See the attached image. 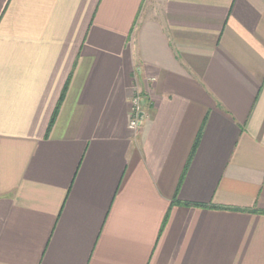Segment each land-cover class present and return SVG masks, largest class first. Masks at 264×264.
I'll use <instances>...</instances> for the list:
<instances>
[{
	"label": "crops",
	"instance_id": "crops-1",
	"mask_svg": "<svg viewBox=\"0 0 264 264\" xmlns=\"http://www.w3.org/2000/svg\"><path fill=\"white\" fill-rule=\"evenodd\" d=\"M0 264H264V0H0Z\"/></svg>",
	"mask_w": 264,
	"mask_h": 264
},
{
	"label": "built area",
	"instance_id": "built-area-1",
	"mask_svg": "<svg viewBox=\"0 0 264 264\" xmlns=\"http://www.w3.org/2000/svg\"><path fill=\"white\" fill-rule=\"evenodd\" d=\"M133 117L130 121V126L134 129L139 128L140 113L143 112V97L140 91H137L131 99Z\"/></svg>",
	"mask_w": 264,
	"mask_h": 264
},
{
	"label": "water",
	"instance_id": "water-1",
	"mask_svg": "<svg viewBox=\"0 0 264 264\" xmlns=\"http://www.w3.org/2000/svg\"><path fill=\"white\" fill-rule=\"evenodd\" d=\"M143 117H144V112H141V113H140V120H141V121L143 120Z\"/></svg>",
	"mask_w": 264,
	"mask_h": 264
}]
</instances>
